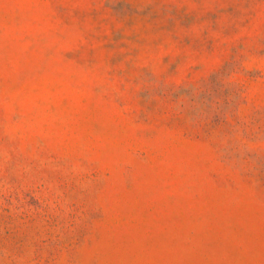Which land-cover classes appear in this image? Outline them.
<instances>
[{
    "label": "rangeland",
    "instance_id": "obj_1",
    "mask_svg": "<svg viewBox=\"0 0 264 264\" xmlns=\"http://www.w3.org/2000/svg\"><path fill=\"white\" fill-rule=\"evenodd\" d=\"M0 264H264V0H0Z\"/></svg>",
    "mask_w": 264,
    "mask_h": 264
}]
</instances>
